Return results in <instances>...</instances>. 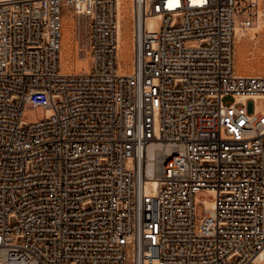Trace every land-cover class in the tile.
Instances as JSON below:
<instances>
[{
    "label": "built area",
    "instance_id": "built-area-1",
    "mask_svg": "<svg viewBox=\"0 0 264 264\" xmlns=\"http://www.w3.org/2000/svg\"><path fill=\"white\" fill-rule=\"evenodd\" d=\"M67 11L88 71L63 70ZM262 21L264 0H0V264H259L264 73L235 50Z\"/></svg>",
    "mask_w": 264,
    "mask_h": 264
},
{
    "label": "rangeland",
    "instance_id": "rangeland-1",
    "mask_svg": "<svg viewBox=\"0 0 264 264\" xmlns=\"http://www.w3.org/2000/svg\"><path fill=\"white\" fill-rule=\"evenodd\" d=\"M127 13L125 24L127 27L125 37L130 39L129 46L132 51V39H131V22H132V8L131 4H127ZM249 34H246L240 41L245 44L246 51L244 58L247 61V65H243L240 58H236V69L239 73H264V27L260 29H250ZM256 34L255 39L252 38ZM240 41L237 42V46ZM195 42H188V45H194ZM236 46V49H237ZM131 51L125 53V60L128 62L132 58ZM237 51V50H236ZM237 55V52H236ZM92 66V58L90 53L82 48L81 38L78 35L77 20L74 11H67L64 16V39H63V50H62V67L65 72H83L90 70ZM130 68V67H128ZM234 97L229 95L224 101L232 102ZM257 107H264V100H257ZM54 110L52 108L45 109L44 107L27 108L24 115L28 121H36L38 119L50 118ZM202 198L206 197V193H201ZM205 214V207L203 204L198 206L197 219L200 220ZM264 264V259L259 263Z\"/></svg>",
    "mask_w": 264,
    "mask_h": 264
},
{
    "label": "bare ground",
    "instance_id": "bare-ground-1",
    "mask_svg": "<svg viewBox=\"0 0 264 264\" xmlns=\"http://www.w3.org/2000/svg\"><path fill=\"white\" fill-rule=\"evenodd\" d=\"M122 1H127V0H122ZM126 13H127V9H126V11H125V13H120V25H121V43L123 44V53H127V52H130L131 51V46H129V42H130V39L129 38H127V37H125V33H126V30H127V27H126V25L127 24H125V21H126ZM153 22H154V19H151L150 20V25H152L153 24ZM131 24H132V22H131ZM260 27H264V22L262 21L261 23H260V25L258 26V27H254V28H252V29H256L257 30V32H258V30L260 29ZM247 34V33H246ZM245 34V35H246ZM244 37V36H243ZM243 37H240V38H238L237 39V42L238 41H240ZM241 42V41H240ZM236 46H237V44H236ZM246 48L247 47H245V44H242V42L241 43H239V45L237 46V58L239 59L240 58V61H241V63L243 64V65H247V61L245 60V58H244V55H245V51H246ZM133 54V49H132V51H131V55ZM126 55V54H125ZM124 55V56H125ZM127 62V61H126ZM131 63V61L130 60H128V62H127V64H130ZM243 74H247V73H243ZM248 74H253V73H248ZM255 74H257V73H255ZM155 146H157V147H159L160 146V144L159 143H156V144H153V145H151L150 147H149V150H150V155L152 154V150H153V147H155ZM154 187H156V185H157V182L155 181V183L154 184H152Z\"/></svg>",
    "mask_w": 264,
    "mask_h": 264
}]
</instances>
